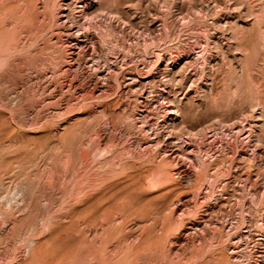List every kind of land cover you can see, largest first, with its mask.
Returning a JSON list of instances; mask_svg holds the SVG:
<instances>
[{"label": "rangeland", "instance_id": "obj_1", "mask_svg": "<svg viewBox=\"0 0 264 264\" xmlns=\"http://www.w3.org/2000/svg\"><path fill=\"white\" fill-rule=\"evenodd\" d=\"M108 261L264 264V0H0V264Z\"/></svg>", "mask_w": 264, "mask_h": 264}, {"label": "bare ground", "instance_id": "obj_2", "mask_svg": "<svg viewBox=\"0 0 264 264\" xmlns=\"http://www.w3.org/2000/svg\"><path fill=\"white\" fill-rule=\"evenodd\" d=\"M67 8V7H66ZM73 10H74V8H73ZM75 11V10H74ZM63 14V13H62ZM69 14V13H68ZM64 15V14H63ZM65 15H67V14H65ZM88 15V14H87ZM74 29V28H73ZM77 39V38H76ZM207 167H206V165L204 164V163H202L201 165H200V172H206L207 171V169H206ZM197 169V168H196ZM199 169V168H198ZM207 173V172H206ZM157 175V174H156ZM170 175H171V172H170V170H169V167L167 166V164H163L160 168H159V170H158V175L157 176H159L160 178H164V179H166L167 178V180H168V178H170ZM92 223V222H91ZM45 225H49V223L47 222V224L45 223ZM39 241H36L35 239H31L30 238V240H29V242L27 243L28 245H27V251L29 252V253H31V250H32V252H34L35 254V256H33V257H35V259H37L38 258V260L39 259H41L42 257H43V255L45 254L44 253V251H45V249H44V247L43 246H45L46 244H40V242L38 243ZM104 244V243H103ZM46 248V247H45ZM106 248V247H105ZM103 249V248H102ZM34 250V251H33ZM50 250V249H49ZM49 250H48V252H49ZM107 250V249H106ZM108 251V250H107ZM47 252V251H46ZM51 252V251H50ZM94 252V251H93ZM95 253V252H94ZM93 253V254H94ZM103 253V252H102ZM92 254V255H93ZM91 255V256H92ZM95 257V256H94ZM93 257V258H94ZM124 260L126 261V259L124 258ZM263 260V259H262ZM41 261V260H40ZM107 261V260H106ZM105 261V262H106ZM33 262H35V261H33ZM110 264H111V262L110 261H108ZM108 262H107V264H108ZM127 263V262H126ZM91 264H93V263H91ZM94 264H95V262H94ZM106 264V263H105Z\"/></svg>", "mask_w": 264, "mask_h": 264}]
</instances>
